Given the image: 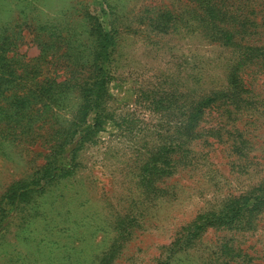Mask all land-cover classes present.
Masks as SVG:
<instances>
[{
  "label": "rangeland",
  "instance_id": "obj_1",
  "mask_svg": "<svg viewBox=\"0 0 264 264\" xmlns=\"http://www.w3.org/2000/svg\"><path fill=\"white\" fill-rule=\"evenodd\" d=\"M207 7L226 13L237 43L264 45V0H0V41L25 73L1 85L0 99L36 80L70 77L49 118L28 125L0 110V264H264V207L232 229L200 226L261 196V57L240 69L239 109L205 111L201 126L217 132L189 144L192 163L156 179L155 194L141 177L178 135L180 109L228 89L238 51L202 32L197 19ZM102 30L114 41L105 118L82 113L95 126L51 151L54 132L81 108ZM51 170V181H39Z\"/></svg>",
  "mask_w": 264,
  "mask_h": 264
},
{
  "label": "trees",
  "instance_id": "obj_2",
  "mask_svg": "<svg viewBox=\"0 0 264 264\" xmlns=\"http://www.w3.org/2000/svg\"><path fill=\"white\" fill-rule=\"evenodd\" d=\"M199 14L197 23L202 32L222 47L236 49L238 55L228 73V89L225 92L201 95L193 104L181 108L179 111L181 119L179 121L178 135L168 137L166 139L168 143L161 149L163 152L153 153L150 160L151 166H144L141 170L143 173L141 177L143 180L148 178L147 187L153 190V194L157 192V189L152 185L156 179L168 178L174 175L178 167L184 168L192 163V151L189 149L190 143L196 140L200 142L203 138H205L204 141L207 138H215L217 132L215 129H206L201 126L207 114L205 111L216 104L218 106L232 105L235 109L240 108V104L244 102L242 96L246 91L240 75V69L247 62H251L252 59L257 57H261V66H264V45L253 47L237 43L235 37L238 32L235 31L234 27L227 26L226 13L213 7H207ZM113 44L114 41L111 34L104 30L100 31V35L96 39L97 57L93 59L95 71L80 87L79 94L81 95L82 105L77 112V117L79 116V118L75 117L65 131L54 132V135H57L55 143L50 149L51 151L62 150L66 146L74 144V138L77 135H80V139L83 140L82 138L85 137L83 135L84 132L95 126L91 122L82 121L80 118L82 113L86 118L90 117L89 114L91 113H94L93 117L98 116L99 113V123L101 119L105 118L102 116L103 112L100 106L105 95V87L109 82L107 64ZM9 46L11 44L0 41V87L8 81L15 84L25 77L22 66L17 67L18 64L14 62V57L7 55ZM253 53H256V55L253 56ZM69 79L70 77L65 78L58 83L56 78L36 80L27 86L28 88L10 89L8 95L4 99H0V105L5 106L4 108L0 107V110L7 117H13L28 125L31 123L33 116L39 119L43 117L49 118L50 109L52 108L51 104L56 97L57 89L63 84H68ZM25 127L30 130L29 127ZM35 129L40 130L41 128L35 127ZM175 152L176 155H174ZM52 174V170L49 173H43L39 181H51L53 179ZM247 201L249 200L244 199L236 202L232 208H229L221 216L213 220L207 219L200 226L213 225L228 229L237 227L235 223L245 213H253L260 206L263 209L264 186H261V196L254 197L252 205H248Z\"/></svg>",
  "mask_w": 264,
  "mask_h": 264
}]
</instances>
